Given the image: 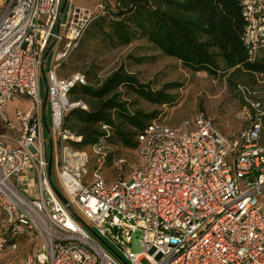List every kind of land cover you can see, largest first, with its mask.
<instances>
[{"label":"built area","instance_id":"obj_1","mask_svg":"<svg viewBox=\"0 0 264 264\" xmlns=\"http://www.w3.org/2000/svg\"><path fill=\"white\" fill-rule=\"evenodd\" d=\"M235 1L254 63L264 53V0ZM63 2L0 0V256L26 239L31 252L21 264H264L263 114L232 137L201 112L176 126L158 116L137 134V162L123 177L117 159L109 180L101 171L109 146L79 150L81 137L64 128L70 110L86 109L69 98L85 76L58 70L115 2L66 0L60 13ZM47 58L48 113L40 88ZM99 128L109 134L106 124Z\"/></svg>","mask_w":264,"mask_h":264},{"label":"trees","instance_id":"obj_2","mask_svg":"<svg viewBox=\"0 0 264 264\" xmlns=\"http://www.w3.org/2000/svg\"><path fill=\"white\" fill-rule=\"evenodd\" d=\"M114 2L105 16L92 22L88 33L96 30L112 46L130 44L134 39H144L164 57L177 60L195 72L215 75L219 70H232V73L243 76L248 74L251 83L256 80L251 75L264 76V59L250 63L246 58L241 43V8L235 0ZM142 59L137 61L141 62ZM61 67L58 70L60 77L80 72L66 75ZM93 72H80L85 76L86 84L75 86L70 91V100L83 101L86 109L70 110L65 116L64 128L81 137L80 142L74 143V147L79 150L89 153L94 145H108L101 171L111 169L117 175L118 171L113 164L122 158L124 165L121 175L124 177L130 166L123 153L114 145L137 153L139 130L162 115L158 111L144 112L135 108L133 105L136 101H131V98L143 99L158 106L170 105L174 102L175 95L169 91L181 85L169 82L162 84L158 90H153L148 83H141L136 74L129 73L122 66L102 79L97 78ZM238 85L245 88L243 94L238 91ZM234 87L250 111L244 128L254 122L258 113H262L263 136L264 109L260 100L255 97L260 91L248 83L235 82ZM261 93L264 96V90ZM251 103H257L258 106L252 107ZM162 119L159 120L163 121ZM212 121L216 125L213 118ZM102 123L108 126V135L100 131L99 126ZM262 136L260 141L264 144Z\"/></svg>","mask_w":264,"mask_h":264},{"label":"rangeland","instance_id":"obj_3","mask_svg":"<svg viewBox=\"0 0 264 264\" xmlns=\"http://www.w3.org/2000/svg\"><path fill=\"white\" fill-rule=\"evenodd\" d=\"M110 1L114 2L115 0ZM73 2L75 6L93 8L94 5V0H73ZM88 30L79 47L64 62L61 71L68 75L75 71L86 73L88 70H92L97 78L102 79L111 71L122 66L129 73L136 74L141 83H148L153 90H158L164 83H179L181 85L179 88L169 91L175 95V100L170 105L158 106L143 99L131 98V101H136L133 105L135 108L144 112L158 111L162 113L161 118L167 125L176 126L182 119L203 112L215 120L216 127L224 135L232 137L238 134L245 127L250 111L235 90V82L248 83L260 91L255 97L260 100L259 102L264 109V96L261 93L264 90V76L255 77L251 75V78L256 79L254 83H251L248 74L243 76L239 73H232V70H219L215 75L195 72L184 67L177 60L164 57L160 51L153 48L144 39H134L130 44L112 46L99 32L94 30L93 33H88ZM139 58H143L141 62L137 61ZM260 59H264V53ZM49 64V58H47L40 70V88L43 100L45 99L46 84L42 79V74L47 71ZM222 67L223 64L221 63L220 68ZM15 103L16 100L13 98L10 107ZM46 111L48 113L49 104L46 105ZM47 120L49 122V115H47ZM43 142L45 158L48 159L50 145L46 129L43 133ZM114 147L123 153L129 166L137 162V153L116 145ZM92 159L95 161L94 158ZM95 167L96 164L88 165L89 171ZM102 172L109 180L116 177V173L111 169H103ZM51 180L57 186L54 167L51 169ZM84 222L86 226H89L87 220L84 219ZM97 236L100 237L99 234ZM92 237L97 240L94 235ZM30 252L31 246L28 241L20 239L15 249L3 252L0 256V264H21V261Z\"/></svg>","mask_w":264,"mask_h":264},{"label":"water","instance_id":"obj_4","mask_svg":"<svg viewBox=\"0 0 264 264\" xmlns=\"http://www.w3.org/2000/svg\"><path fill=\"white\" fill-rule=\"evenodd\" d=\"M65 5H66V0H64V2L62 3L61 9H60V13L63 12ZM47 53H48V51L45 53V57H46ZM45 57H44V58H45ZM42 79H43V81H44V83H45L44 74H42ZM45 106H46V97H45V99H44L43 108H45ZM45 127H46V125H45ZM46 129H47V127H46ZM51 167H52V157H51V154H49V157H48V174H49V175L51 174ZM55 193H56V195L58 196V198H59L64 204H68L67 200L64 198V196H63L58 190L55 189Z\"/></svg>","mask_w":264,"mask_h":264},{"label":"crops","instance_id":"obj_5","mask_svg":"<svg viewBox=\"0 0 264 264\" xmlns=\"http://www.w3.org/2000/svg\"><path fill=\"white\" fill-rule=\"evenodd\" d=\"M111 2H113V1H111ZM185 119V118H184ZM216 126V125H215ZM224 135V134H223ZM226 136V135H225ZM228 137V136H227Z\"/></svg>","mask_w":264,"mask_h":264}]
</instances>
